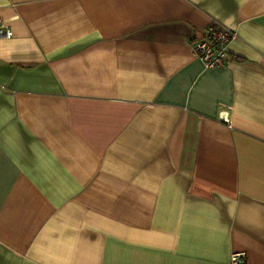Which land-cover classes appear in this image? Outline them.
I'll list each match as a JSON object with an SVG mask.
<instances>
[{"label":"crops","instance_id":"0c3cea01","mask_svg":"<svg viewBox=\"0 0 264 264\" xmlns=\"http://www.w3.org/2000/svg\"><path fill=\"white\" fill-rule=\"evenodd\" d=\"M0 19V264H264V0ZM211 21L236 33L217 68L192 52Z\"/></svg>","mask_w":264,"mask_h":264},{"label":"built area","instance_id":"2783aa9c","mask_svg":"<svg viewBox=\"0 0 264 264\" xmlns=\"http://www.w3.org/2000/svg\"><path fill=\"white\" fill-rule=\"evenodd\" d=\"M12 36L10 28L0 19V39ZM235 37V31L221 23L211 21L204 28L202 36L193 41L192 52L202 60L205 67H222L229 61L227 46ZM230 264H246L245 253L243 251L232 253Z\"/></svg>","mask_w":264,"mask_h":264}]
</instances>
